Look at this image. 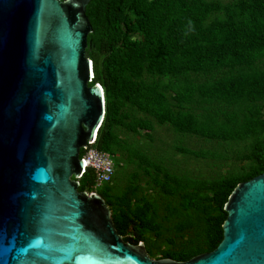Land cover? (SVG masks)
I'll use <instances>...</instances> for the list:
<instances>
[{
	"label": "trees",
	"instance_id": "16d2710c",
	"mask_svg": "<svg viewBox=\"0 0 264 264\" xmlns=\"http://www.w3.org/2000/svg\"><path fill=\"white\" fill-rule=\"evenodd\" d=\"M86 14L90 85H102L106 98L95 147L116 164L98 194L118 233L159 259L213 251L230 195L264 173V0H91ZM154 121L212 146L179 148L184 154L249 164L211 178L172 173L122 139L142 131L151 139ZM122 165L135 171L120 186ZM79 181V191H94L92 169Z\"/></svg>",
	"mask_w": 264,
	"mask_h": 264
},
{
	"label": "water",
	"instance_id": "95a60500",
	"mask_svg": "<svg viewBox=\"0 0 264 264\" xmlns=\"http://www.w3.org/2000/svg\"><path fill=\"white\" fill-rule=\"evenodd\" d=\"M91 0H0V264H264V173L241 182L216 249L153 259L79 191L105 91L86 54Z\"/></svg>",
	"mask_w": 264,
	"mask_h": 264
},
{
	"label": "rangeland",
	"instance_id": "374dc122",
	"mask_svg": "<svg viewBox=\"0 0 264 264\" xmlns=\"http://www.w3.org/2000/svg\"><path fill=\"white\" fill-rule=\"evenodd\" d=\"M151 136L152 138L149 139L144 135L143 131L141 132V135L137 136L129 133H122L123 140H126L133 147L141 148L142 151L148 153L152 157L161 159L160 162L175 174H186L199 178H211L217 173L227 174L230 170L239 169L249 164V161L240 158H231L227 161H222L219 164H214L217 161L210 159H197L190 154H184L179 148L199 151L212 148V146L211 144L206 143L203 139L195 136H180L174 132L170 126L159 125L156 121L153 122ZM123 166L126 168L124 173L121 175L118 174L117 176L119 179L118 184L120 186L124 185L128 174L135 171L134 166L129 165H122L120 170H122ZM145 186L146 184L142 181V187L144 188ZM152 258L159 259V255L156 254Z\"/></svg>",
	"mask_w": 264,
	"mask_h": 264
},
{
	"label": "built area",
	"instance_id": "2783aa9c",
	"mask_svg": "<svg viewBox=\"0 0 264 264\" xmlns=\"http://www.w3.org/2000/svg\"><path fill=\"white\" fill-rule=\"evenodd\" d=\"M80 158L85 162L86 170L92 169L94 171V193L98 194V191L105 185L112 183L116 175V164L111 153L97 149L95 141H93L81 150Z\"/></svg>",
	"mask_w": 264,
	"mask_h": 264
}]
</instances>
